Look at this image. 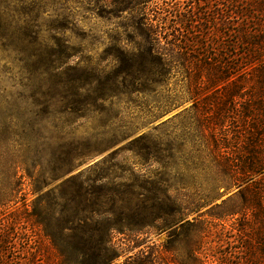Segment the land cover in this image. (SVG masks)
<instances>
[{"label":"rangeland","instance_id":"rangeland-1","mask_svg":"<svg viewBox=\"0 0 264 264\" xmlns=\"http://www.w3.org/2000/svg\"><path fill=\"white\" fill-rule=\"evenodd\" d=\"M205 1L0 0V142L14 158L26 161V171L38 169L44 190L58 187L60 181L47 184L72 169L63 179L81 172L106 211L126 208L131 220L141 222L162 207L159 230L145 228L131 235L133 244L129 235L116 234L114 242L122 247L139 244L132 253L158 251L164 261L172 257L164 251L170 242L185 249L183 238L177 237L178 225L170 227L169 196L192 210L187 215L191 220L225 199L228 195L214 200L218 187L232 182L231 173L217 163L215 144L219 140V147L226 141L232 145V117L225 131L200 126L204 97L212 93L217 99L232 81L211 88L206 71H200L205 48L207 63L213 68L220 63L224 71L227 41L223 29L222 36L216 32L222 5ZM188 11L214 15L207 25L211 31L200 34V24L194 23L187 37L203 45L191 46L190 62L174 63L163 76L150 64L151 44L136 27L143 23L159 31L158 42L166 50L172 34L185 36L182 18ZM228 42L232 45V37ZM228 50L233 57L234 48ZM215 106L206 118L215 113ZM222 151L231 160L232 148ZM21 181L30 202L32 185L26 177ZM219 230L217 226L205 237L204 253H215L218 241L233 235ZM17 246L26 261L42 264L38 250Z\"/></svg>","mask_w":264,"mask_h":264},{"label":"trees","instance_id":"trees-1","mask_svg":"<svg viewBox=\"0 0 264 264\" xmlns=\"http://www.w3.org/2000/svg\"><path fill=\"white\" fill-rule=\"evenodd\" d=\"M219 2L222 7L216 14V32L222 36L220 30L223 29L227 39L222 43L226 50L224 71L220 63L217 68L207 63L208 48H202L201 55L198 52L201 58L206 57L205 61L199 60L200 71H206L211 88L225 83L228 78L232 81L224 86L217 99L212 93L204 97L200 126L205 129L213 125L219 127L220 132L225 131L224 124L232 117L235 124L232 145L226 141L219 147L217 142L220 141H215L217 163L227 175L231 173L232 182L219 186L214 198L218 201L228 195L225 199L191 220L187 215L192 210L171 201L169 196L170 227L178 225L175 227L176 233L179 231L177 237L183 238L185 249H178L179 246L171 242L165 245L164 251L172 252L168 261H164L158 251L132 253L140 245L122 247L114 242L115 235H129L128 242L133 244L131 235L145 228L159 230L162 207H156L157 213L149 221L141 222L131 220L126 208L112 207L106 211L101 197L93 195L81 172L63 179L72 169L51 178L47 184L60 181L58 187L44 190L35 173L38 169L26 171V161L18 156L14 158L8 146L0 142V264H41L35 259L26 261L18 244L22 249L31 248L34 253L38 250L42 264H264V0ZM204 4L210 5V1ZM208 12L202 15L188 11L182 18L187 25L185 36L172 34L166 50L158 42L159 31L146 28L143 23L137 25L140 36L151 44L147 55L157 72L168 75L174 63L190 62L191 46L201 47L203 42L187 36L196 28L194 23L200 24V34L211 31L207 25H212L214 15ZM230 37L232 45L228 42ZM229 47L235 50L233 57ZM230 58L234 62H229ZM215 103V113L210 119L206 118L210 117L209 108ZM222 148H232L231 160L225 158ZM36 164L37 168L38 162ZM24 170L26 174H21ZM22 177L29 179L32 185L34 199L30 202L22 193ZM185 210L187 213L183 212ZM111 214L121 216L113 219ZM217 226L220 233L225 230L233 235L220 239L215 253L211 250L204 253L205 237L212 236ZM123 256L125 260L118 263Z\"/></svg>","mask_w":264,"mask_h":264}]
</instances>
